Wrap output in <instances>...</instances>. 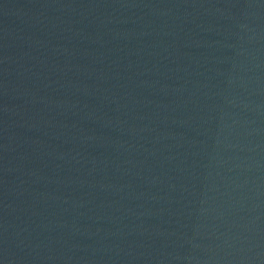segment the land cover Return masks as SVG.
<instances>
[{"label":"water","instance_id":"water-1","mask_svg":"<svg viewBox=\"0 0 264 264\" xmlns=\"http://www.w3.org/2000/svg\"><path fill=\"white\" fill-rule=\"evenodd\" d=\"M0 264H264V0H0Z\"/></svg>","mask_w":264,"mask_h":264}]
</instances>
